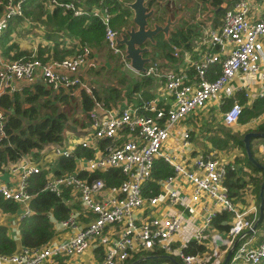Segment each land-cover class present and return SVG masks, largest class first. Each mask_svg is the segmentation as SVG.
I'll use <instances>...</instances> for the list:
<instances>
[{"label": "built area", "instance_id": "obj_1", "mask_svg": "<svg viewBox=\"0 0 264 264\" xmlns=\"http://www.w3.org/2000/svg\"><path fill=\"white\" fill-rule=\"evenodd\" d=\"M104 1L96 0L83 10L73 1L43 0L48 8L59 6L73 15L88 12L97 18L103 25L106 48L118 55L125 67L133 70L124 49L116 43L119 35L110 23L112 13ZM24 2L0 0V35L10 19L23 13ZM249 12L248 0H235L224 8L219 24L200 25V45L193 59L187 57L182 46L172 45L171 55L176 59L182 55L189 62V69L161 66L151 59L143 71H136L141 76L161 79L168 98L166 101L159 103L157 98L150 97L141 105L126 102L117 112L106 115H99L94 107L91 108L88 135L86 133L87 136L78 142L81 147H87L90 138L95 141L104 138L108 144L105 152L82 157L86 176L80 177L75 171L54 175L49 164L42 165V160L30 156L15 163L26 154L10 162L15 163L10 167L17 172V178L9 183L0 182V197L21 206L19 218L32 213L29 201L33 193L28 191L29 176L42 170L43 188L57 194L68 187L69 195L74 196L79 208L71 209L74 207L69 205L68 215L57 219L61 228H74L69 236L47 240L40 246L22 245L10 253L0 252V264H45L54 256L76 255L101 238L106 228L113 231L115 226L119 228L118 235L103 248L101 257L94 264H117L133 252L153 248L176 255L184 264H193L203 258L200 252L184 253L172 244L181 227L180 214L194 218L192 239L207 244L211 256H223L236 240L226 264H256L261 260L264 256V224L259 228L254 226L258 206L248 203L238 209L223 183L227 161L211 153L189 158L188 131L173 132L189 113L200 110L209 102L211 104V101L216 102L213 112L220 115L223 123L239 121L241 103L233 99L224 109L221 110L220 106L234 95L237 89L234 82L238 83V89L246 90L248 73L256 76L258 95L264 97V48L261 42L264 11L256 19L250 18ZM213 46L215 50L211 49ZM90 51L91 47L83 44L78 53L44 62L36 57L6 59L0 53V93L20 89L21 81L31 79L35 73H39L45 84L54 90L79 85L81 80L77 72L85 64ZM95 105L99 104L96 102ZM3 118L4 111L0 108V135H3ZM170 136L180 142L178 153L164 150ZM53 153L69 156L72 152L68 147L57 145ZM27 154L32 155V152ZM156 156L162 157L172 173L155 181V194H144L143 186L150 180ZM106 169L121 176V181L109 184L103 178L91 175ZM163 203L174 205L177 213L165 216L150 213V208ZM220 211L230 215L226 229L221 231L212 227V219ZM79 215L84 218L82 224ZM216 239L222 244H216Z\"/></svg>", "mask_w": 264, "mask_h": 264}, {"label": "trees", "instance_id": "obj_2", "mask_svg": "<svg viewBox=\"0 0 264 264\" xmlns=\"http://www.w3.org/2000/svg\"><path fill=\"white\" fill-rule=\"evenodd\" d=\"M61 1H73L76 5L83 7V10H87L90 5L96 2V0ZM128 1L130 0L104 1V4L107 5L108 10L112 13L110 23L118 34L131 24L129 19L130 9L126 6V2ZM203 1L206 3L201 5L202 8L208 6L213 7L215 16L218 18L224 8L232 4L235 0ZM146 4L148 6H155L159 10V13H156L152 17L151 22L156 21L161 23L166 13H170L171 16V10L168 5L169 1L161 4L159 0H147ZM195 10L196 7L193 6L191 13ZM21 21H25L27 26L17 29L16 26ZM191 26L185 18L180 17V22L168 31L166 37H163V34L160 32L154 35L155 41L151 44L152 50L156 49L163 55L172 57V45L183 44L188 48L192 33ZM34 28H39V33ZM12 32H17L21 35H25L26 33L38 34L46 43L36 44L34 50L19 48L18 42H8L10 39L9 35ZM65 38H68L69 43L64 44ZM83 44L91 47L89 56H91L92 50L96 54L103 52L107 56L112 55L105 46L103 40V25L97 18L88 12L73 15L70 11L64 10L59 6L47 8L40 0H25L23 13L20 16H15L12 20L10 19L7 27L0 35V53L8 59H28L36 57L41 62L60 60L71 54L78 53L80 46ZM88 71L90 72V68H88ZM42 80L41 82L32 81L23 84L20 89L12 93H0V108L4 111L2 124L3 135H0V166L6 165L8 162L14 161L29 152H32V156L35 157L37 155V149L42 148L47 143H61L63 138L62 132L66 121L71 120L73 122H79L82 125L87 124L89 122V111L94 107L95 102L104 108H111L122 97H125L129 102L141 105L144 100L152 96L150 91L152 79L147 76L138 78L127 89L108 83L96 87L90 85L89 91L78 84H72L67 88L54 90L45 84L44 79ZM119 81H122V79L119 78ZM233 99L243 105L239 115V121L241 123L261 113L264 109L263 97L257 96L249 105H245L246 98L243 92L236 90L234 95L227 99V103H230ZM77 114L79 117L76 116ZM254 129L264 131V121L258 123ZM248 130H251V128L246 131ZM229 137L232 141L230 143L233 146L241 147L244 151L241 141L242 135L236 136L229 134ZM209 139L213 143L220 142L222 146L227 143L228 137L218 138L215 135H210L208 136ZM249 147L252 154L251 143H249ZM81 154L88 156L91 155V151L77 147L69 156H57L49 166V170L54 175H60L65 171L69 172L73 169L74 157ZM233 162L225 163L226 171L223 179L229 195L233 200L239 199L243 193L244 186L250 181L253 184L256 200H258V188L264 175L263 171L247 159L245 152L243 157L234 156ZM239 162L252 172L251 174L248 172V179L246 180L243 177L246 171H241L240 173L235 166ZM260 162L264 165L263 161L260 160ZM258 171L261 175H253ZM151 172L152 178L154 179L146 182L144 187L145 194H155L157 192L155 178L171 174L172 169L161 159H156L153 162ZM91 175L104 176V173H91ZM121 179V176L115 175V177H112V180L106 177L105 182L111 184L119 183ZM44 183V171L29 176L28 191L33 193L29 201L32 213L21 218L18 223L20 243L24 246H40L51 237L53 227L49 220L48 212L56 219H63L68 215L70 210L69 205L64 202V199L69 197L68 187L62 188L56 194L47 188H43ZM148 189H150V192H148ZM262 196L264 199V190ZM0 208L13 211L15 209V203L0 197ZM228 218V212H217L212 219L213 227L219 231L225 230ZM5 231V227L0 225V252L10 253L14 250L15 243L13 239L6 235ZM203 247L204 245L202 243L190 239L181 249L184 253H193L203 249ZM168 255L172 256L178 264H184L176 255L166 254L157 248L133 252L118 264H158L167 261ZM211 263L217 264V262ZM256 264H264V256Z\"/></svg>", "mask_w": 264, "mask_h": 264}, {"label": "crops", "instance_id": "obj_3", "mask_svg": "<svg viewBox=\"0 0 264 264\" xmlns=\"http://www.w3.org/2000/svg\"><path fill=\"white\" fill-rule=\"evenodd\" d=\"M166 1H169V0H166ZM166 1L159 0V3L161 2V4H162ZM248 2L250 5V12H249L250 18H252V19L258 18L264 11V0H248ZM205 3L206 2L203 0H185V2L180 5L181 7H183V10L185 12L182 14H179L180 12L178 13V11H176V9H174L175 14L170 16L171 19L175 16H179V18H178L179 21H177V23H175V24H178L180 22V17L181 18L183 17V19L185 18L187 20V23L192 25L191 26L192 27V33H191L190 39H189V47L186 48L183 44L179 45V46H182V50H184L186 52L187 57L189 59H193L197 56L198 46L200 45L198 43V36L201 32L200 25L214 26V25L219 24L220 16H218V18H217V16H215L214 9L211 10L209 6L206 8H202L201 5L205 4ZM44 6H45V4H44ZM193 6L196 7V10L192 11V13H191V8ZM170 10H171V14H172L173 11H172V9H170ZM185 13L187 14L186 16H185ZM166 14H170V13H166ZM191 16H193V17H191ZM130 17H131V11L129 14V19H130ZM25 26H27V23L25 21H21L20 23H18L16 28L18 29L20 27H25ZM34 30L39 33V28H34ZM158 33H156V35ZM160 33H162V32H160ZM27 35H31V34L28 33ZM166 36L167 35L163 34V37H166ZM9 37H10V39L8 40V42H10V41L18 42L17 40H15L16 37L25 38L26 36H20L19 34L12 32L9 35ZM67 42L69 43V40H68V38H65L64 44H67ZM261 42H262L263 48H264V36L261 38ZM38 43L43 44V43H46V41L41 39L38 34H35L33 39L28 40V42H26V44H23V43L19 44V42H18V46H19V48H27V49L34 50L36 44H38ZM153 43H150V44H153ZM201 46H203V45H201ZM211 49L215 50L216 47L213 46V48H211ZM10 53H11V51H10ZM145 55L149 56L150 60L151 59L154 60V58H156L157 62L161 66L171 67V68H175V69L180 68V67L185 68V69H189V62L187 60H185L182 57V55L180 56L179 59H176L173 56L172 57L171 56H169V57L165 56L160 51H158L156 49L152 50V48H150V51L146 52ZM97 57H98V54H96L94 51H92L91 56L87 58L85 64L79 68V70L77 72V76L81 77L83 80L88 79L89 78V72L87 70H88V68H90V72H91L92 67H95L98 64L99 59ZM6 59H8V58H6ZM146 65H147V63H146ZM132 71H134V70H132ZM134 72L137 74L138 78L144 77V76L139 75L136 71H134ZM147 77H150V76H147ZM150 78L152 79L151 80L152 83L150 85L151 86L150 91L152 93L151 97L157 98L159 100V103L166 101L168 98H167L166 93L164 92V88L162 85L163 81L161 79H156L154 77H150ZM42 79L43 78L39 75V73H35V75L31 79L21 81L20 84L23 85V84H26V83H29L32 81L41 82ZM245 79H246V90H245L246 96L245 95L244 96L246 98V101L244 104L249 105L254 100V98H256L257 96H259V97H262V96L258 95V81L256 79V76L248 73V74H246ZM90 80L93 81V83L91 85H93L95 87L98 86L97 84H100V85L107 84V83L96 82L94 77L90 78ZM109 84H114L116 86L123 87L122 82L121 83L109 82ZM79 86H83L85 88V83L83 81H81V84H79ZM234 87H237L236 90L242 91L244 94V92H245L244 89H238V83L237 82H234ZM126 102H129V101L125 97H122V99H120L119 102L117 101L114 104V106L111 108H104L100 105H95L94 108L96 109V112L99 115H106V114H109L112 112L113 113L117 112L122 107V105ZM222 103H221V106L223 105ZM224 103H227V99L225 100ZM211 104H212V106H211ZM211 104L209 102L206 104V106H204L200 110L195 111L194 113H189L174 128L173 132L175 134H179L182 129H186L188 131L190 141H189V145L187 146V149L189 150V153L187 156L189 158H192L197 154L204 155L205 153H211L212 151L213 152L217 151V152L222 154V152L220 150H218L215 146H212L210 144V142H212V141H207V140H205V138L202 139L203 137H201V133H203V132L199 131L197 126H196L198 124V122H200V121L202 122V120H203L202 118L207 117L210 112L215 114L213 112V107H216V102L211 101ZM220 120H221V118H220ZM258 120H261V121L264 120V109L261 111V113H258L257 115L249 118L247 121H245L241 124L244 125L243 127L246 126V130L251 128V130H248V131H257L253 128H256V125H257L256 123L258 122ZM75 123H77V124H75ZM75 123L72 122L71 120L66 121L64 128H63V132H62L63 138H62L61 143H59V144L47 143V144L43 145L42 148L37 149V155L35 157L32 156L31 154H26V156L16 160L15 163L19 162L21 159L29 158V156H30L33 159L42 160L41 161L42 165L45 163L51 165V163L53 162V160L57 156H63V155H55L53 153V148L57 145L62 146V147H68L69 151H71V152H74L75 148H77V147L85 148V149H88L91 151V155H95V154L98 155V154H100V152L102 153V152H105L107 150L106 147L108 144L107 143L108 140L104 139V138H101L97 141H95V139H93V138H90L87 142L88 143L87 147H81L78 140L83 139L88 135L89 123L83 124V125L80 124L79 122H75ZM252 123H254V124L252 125ZM218 129L219 128H214V131L216 134H220ZM246 130L243 132V134L245 132H247ZM86 133H87V135H86ZM208 133H209V131L206 132V134H208ZM243 134H242V136H243ZM195 138H197V140H195ZM253 138H255V137L250 138V141H249V143H251V149L253 150L252 156L258 162H260V160L264 162V157H263L264 156V140L256 142V140H254ZM263 138L264 137H261V139H263ZM241 141H242V138H241ZM242 144H243V141H242ZM232 147H235V146H232ZM243 148H244V146H243ZM164 150H168L170 152L178 153L180 151L179 140L174 139L172 136H170L168 138V141H167V146L164 147ZM236 155H239V154H235V152L227 151V154L222 159L226 160L227 162L232 163L233 158ZM83 156L84 155H82V154L75 156V158L73 159L74 166H73V169L71 170V171H75L76 175H78L80 177L87 175V172L85 170H83V168H82V165H83V158L82 157ZM156 159L162 160V157L156 156L154 158V161ZM15 163L9 162L7 165H1L0 166V182L9 183L11 181H14L17 178V172L11 170V167H10L12 164H15ZM233 164H234V162H233ZM235 166L238 169V171H240V173H241V171H246V174H244L243 177L245 180L248 179L247 174L252 173L251 171H249V168L242 165V163H240V162L236 163ZM106 170H108V171L105 173ZM106 170L93 172L96 174L97 173H104V176H99V175H94V176H99V177L103 178L104 181H105L106 177L108 179L110 178L112 180V177H115V175L113 174L114 172L110 171V169H106ZM66 172L67 171H65V173ZM263 174H264V172H263ZM253 175L259 176V175H261V173L258 171ZM158 178H160V177H158ZM158 178H155V181ZM263 178H264V175H263ZM263 178H262V180H263ZM150 179H154V178H152V172H151ZM109 184H111V183H109ZM145 185H146V183L143 186V193H144ZM263 190H264V188H263ZM258 191H259V188H258ZM148 192H150V189H148ZM252 192H254L253 184L250 183V181H248L247 184L244 186L243 194L240 196L239 199L233 200L232 197L231 196L230 197L234 201V204L238 209L244 208L248 203H254L258 206L259 199L256 200V197L254 198V195ZM73 200H74L75 204L74 205L70 204V207H74L71 209L79 208V204L76 201V199L74 198V196H73ZM244 200L246 203L244 202ZM65 203L69 204L68 198H67V200H65ZM263 207H264V205H263ZM20 209H21V206L17 205L16 203H15V209L13 211H9V210L0 208V225H3L5 227L6 235L9 236L11 239H13V241L15 243L14 251L19 249L20 247H22V244L20 243V236H19V229H18V223H19V220L21 219L18 217ZM150 209H152V211L150 213L162 214L164 216L169 215V214H173V213H177V208L170 203H163L157 207H153ZM150 209H148V212ZM48 213H50V212H48ZM257 214H258V211H257ZM257 214H256V217H257ZM262 215H263V218H261L260 223L257 224L258 228L264 224V208H263V214ZM180 217H181V227L173 239V243H177V241H178L179 244H181V242L183 240L188 239L189 237L192 239V236H190V235L193 231L194 223H195L194 218L190 215L180 214ZM229 217H230V215H229ZM83 219L84 218L81 215H79L80 224H82L81 220H83ZM49 220H50L52 227H53V233L48 240H51L53 238H66L74 230V228H61L58 224L57 219L55 217H53L51 213L49 214ZM118 232H119V228L117 226L114 227L113 231L110 229L107 230V228H106L103 232V236L101 238H98L93 244L91 243L92 245L90 244L91 246L89 248H87L85 251H83L79 254H76V255H72V256H54L53 259L47 261L45 264H94V262L101 257L103 248L107 247V245L110 243V240L112 238H115L118 235ZM166 262H168V261H166ZM118 263H120V262H118ZM142 264H153V263H142ZM158 264H160V263H158ZM168 264H170V263L168 262Z\"/></svg>", "mask_w": 264, "mask_h": 264}, {"label": "rangeland", "instance_id": "obj_4", "mask_svg": "<svg viewBox=\"0 0 264 264\" xmlns=\"http://www.w3.org/2000/svg\"><path fill=\"white\" fill-rule=\"evenodd\" d=\"M40 1L43 2V0H40ZM163 1H166V0H163ZM184 2H185V0H169V4H168L169 8L172 9V11H173V13L171 15L175 14L174 9H176V11H178V13L180 12L179 14H182L185 12L183 10V7L180 6ZM43 4H45V3L43 2ZM210 9L213 10L214 8L210 7ZM186 15L187 14L185 13V16ZM178 21H179V19H178ZM15 33L19 34L20 36H26L25 38H19V37L15 38V40H17L19 42V44H21V43L26 44V42H28V40L33 39V37H34V34H31V33H30L31 35H27L28 33H26L25 35H21L20 33H17V32H15ZM111 54H112L111 56H107L103 52L98 53V57H97L99 59L98 64L95 67H92L91 72H89L87 70L89 72V78L83 80L81 77H79L80 80L85 83V89L86 90H88L90 85L93 83V81L90 80V78H93V77L95 78V81L99 82V83H107L108 84L109 82H115V83L122 82V84H123L122 88H124V89H127L131 83L138 80L137 74L134 71H132L131 69L125 67L123 62L120 61L118 55L113 54V53H111ZM88 57H90V56H88ZM154 60H156V58H154ZM119 78H121L122 81H119ZM97 85L100 86V84H97ZM228 104L229 103H225L223 106L220 107V109L221 110L224 109ZM76 116L79 117L78 114ZM202 119H203L202 122L200 121L196 125L198 130L204 133V134L201 133V137H203L202 139L205 138V140L211 141L210 139L208 140V136H210V135H215L218 138L228 137L227 143L222 145V146H220V142H217V143L210 142V144L212 146H215L218 150H220L222 152V154H221L217 151H214V152L212 151L211 154L214 157L222 159L227 154V151L235 152V154H239V155H236L239 157L244 156V151L241 147H232L233 144L230 143L231 138L229 137V134L241 136L243 134V132L246 130V126L243 127L244 125H242L241 122H239V121L232 123V124H225V123L221 122L219 114H217V113L213 114L212 112H210L207 117L202 118ZM260 122H262V121L258 120V122L256 124H258ZM75 124H77V123H75ZM253 124L254 123H252V125ZM214 128H219L218 131L220 132V134H216L214 131ZM207 131H209L208 134H206ZM253 139L256 140V142L264 140V139H261L260 137L253 138ZM195 140H197V138H195ZM252 193H253L254 198H255L256 197L255 192H252ZM68 202H69L68 205H70V204L74 205L75 204V202L73 200V196L71 194L68 197ZM244 202H245V200H244ZM212 227H213V225H212ZM190 236H192V234ZM190 239L191 238L189 237L188 239L183 240L181 242L182 245L179 244L178 241H177V243H172V244H173V246L178 247L177 249H179L183 245L187 244ZM203 245H204L203 249L196 251V252H200L202 254L203 258L199 262H195L193 264H213L211 262H217V264H220V262L223 260L224 255L219 257V258L213 257L209 253V248H208L207 244H203ZM219 245H221V244H219ZM196 252H193V253H196Z\"/></svg>", "mask_w": 264, "mask_h": 264}, {"label": "water", "instance_id": "obj_5", "mask_svg": "<svg viewBox=\"0 0 264 264\" xmlns=\"http://www.w3.org/2000/svg\"><path fill=\"white\" fill-rule=\"evenodd\" d=\"M147 0H130L126 2V6L131 11V25L119 34L116 39V43L122 46L125 52V57L129 60L130 66L134 71H143L145 64L150 61V57L146 56L145 53L150 51V48L143 45L145 41L150 43L154 42V35L158 32H162L167 35L171 27L178 21L179 16H175L172 19L170 14L165 15L163 22H151L150 20L159 10L155 6H148ZM264 137V131H247L242 136L244 151L247 159L256 167L260 168L264 172V166L258 162L251 154L249 148L250 138ZM264 188V178L259 185V203H258V214L254 222V226L260 223L263 214L264 199L262 196ZM216 244H222L219 239L215 240ZM236 240L233 241L232 246L224 254L223 260L220 264H226L232 248L234 247ZM167 261L170 264H178L176 260L168 255Z\"/></svg>", "mask_w": 264, "mask_h": 264}, {"label": "flooded vegetation", "instance_id": "obj_6", "mask_svg": "<svg viewBox=\"0 0 264 264\" xmlns=\"http://www.w3.org/2000/svg\"><path fill=\"white\" fill-rule=\"evenodd\" d=\"M130 25H131V24H129L128 27H129ZM128 27L124 28L123 31H124L125 29H127ZM172 27H173V26H172ZM123 31H121V32H123ZM121 32H119V33H121ZM118 35H119V34H118ZM143 45H146V46H148L149 48H151V44H150L149 41H145V42L143 43ZM120 47H122V46H120ZM122 48H123V47H122Z\"/></svg>", "mask_w": 264, "mask_h": 264}]
</instances>
